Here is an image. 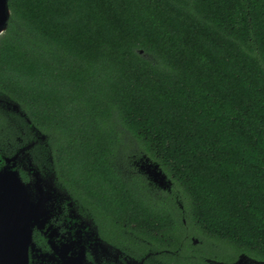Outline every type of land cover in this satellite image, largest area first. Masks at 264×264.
Listing matches in <instances>:
<instances>
[{"label": "trees", "instance_id": "obj_1", "mask_svg": "<svg viewBox=\"0 0 264 264\" xmlns=\"http://www.w3.org/2000/svg\"><path fill=\"white\" fill-rule=\"evenodd\" d=\"M9 6L0 95L18 101L32 123L0 112V125L26 131L0 130V142L27 141L34 124L72 185L114 207L136 204L133 179L120 175L116 159L142 151L206 236L264 264V0ZM127 134L138 148L122 145ZM149 213L146 220L165 219Z\"/></svg>", "mask_w": 264, "mask_h": 264}, {"label": "flooded vegetation", "instance_id": "obj_2", "mask_svg": "<svg viewBox=\"0 0 264 264\" xmlns=\"http://www.w3.org/2000/svg\"><path fill=\"white\" fill-rule=\"evenodd\" d=\"M2 107L0 101V112L22 116L16 103ZM29 128L31 138L26 142L21 136L16 145L6 144L13 148L0 142V170L17 169L23 181L31 182L29 191L37 203L24 215L25 225L32 229L29 264H263L230 243L206 236L199 223L189 219L188 207L171 183L155 177L150 165L157 163L151 158L136 153L131 157L129 152L116 159L120 175L133 179L136 202L115 206L121 212L116 215L112 199L100 200L99 195L74 187L62 173L63 163L54 156L50 136L33 124ZM16 153L20 157L10 159ZM5 185L8 189L1 188L0 196L6 202L7 193L12 199L15 193L11 182ZM137 192L146 197L147 205H140ZM149 212H162L165 219L146 220L153 218ZM226 243L238 251L227 253Z\"/></svg>", "mask_w": 264, "mask_h": 264}, {"label": "water", "instance_id": "obj_3", "mask_svg": "<svg viewBox=\"0 0 264 264\" xmlns=\"http://www.w3.org/2000/svg\"><path fill=\"white\" fill-rule=\"evenodd\" d=\"M10 16L9 0H0V35L7 29ZM0 101L4 105L3 109L9 107L12 102L16 103L17 107H19V111L17 112L26 117L29 123H32L27 113L20 109L19 102L1 95ZM38 138L41 139V135ZM18 157H20V154L16 153L10 159ZM150 167L155 177L170 185V180L167 179V175L158 163L153 166L150 165ZM34 174L39 176L40 171L35 170ZM8 182H11V191L15 195L12 199L11 193H7L9 195H7L8 199L6 202L3 200L5 196L3 198L0 196V264H29L28 249L33 244L32 229L30 226L25 225L24 215L32 213L35 208L33 206L37 205V203L33 200L32 194L29 191L31 182L23 181L17 169L5 166L0 170V189L2 188L3 191H7L8 187L5 184Z\"/></svg>", "mask_w": 264, "mask_h": 264}, {"label": "rangeland", "instance_id": "obj_4", "mask_svg": "<svg viewBox=\"0 0 264 264\" xmlns=\"http://www.w3.org/2000/svg\"><path fill=\"white\" fill-rule=\"evenodd\" d=\"M18 102V101H17ZM20 109L21 110H23V107H22V105L20 104ZM12 114V112H7V111H4L3 112V116H8V117H10V119L12 120L14 117L11 115ZM15 115H17V114H15ZM16 119V118H15ZM16 127L14 128V130L12 129V127H11V125H9V124H3V126L2 125H0V127H2V129H0L1 131L3 130V131H6V133H8L10 136H12V133L13 132H17L18 130L19 131H22V128H23V126L22 125H15ZM25 128V127H24ZM24 128H23V132H26L25 130H24ZM27 128L29 129V126H27ZM26 142V141H25ZM132 143H135V144H132ZM122 145H132L133 147H136L137 146V148L139 147V144H137V142H135V140H133L132 139V137H131V135H129V134H127V141H126V143H122ZM121 150V149H120ZM130 151V154H133L134 152H132L133 150H129ZM122 153H124V154H127V152L128 151H126V149H124V150H122L121 151ZM128 156V155H127ZM126 156V157H127ZM135 155H131V157H134ZM138 157H146V155H144L143 153H140V155H137ZM125 156H123L122 158L124 159V158H126ZM136 157V156H135ZM79 170V168L76 166L75 167V173H71L72 175H74V176H76V178H78L79 180H80V182H76L77 184H79V185H85L86 183H87V181H85L84 179H86L85 178V175H82V176H79L80 174H76V172ZM79 173V172H78ZM76 174V175H75ZM122 177H124V179L125 180H128L129 178H126L125 176H122ZM138 199H139V193L137 192L136 193V195H135ZM150 196V195H149ZM146 203L148 204V202L146 201ZM225 246H226V250H227V253H232V252H236V251H238L235 247H232V246H230V245H228L227 243L225 244Z\"/></svg>", "mask_w": 264, "mask_h": 264}]
</instances>
